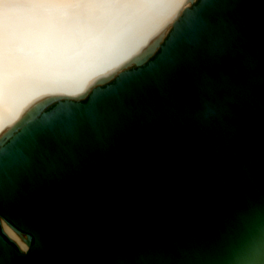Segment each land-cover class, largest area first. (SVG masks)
Wrapping results in <instances>:
<instances>
[{"label":"water","instance_id":"95a60500","mask_svg":"<svg viewBox=\"0 0 264 264\" xmlns=\"http://www.w3.org/2000/svg\"><path fill=\"white\" fill-rule=\"evenodd\" d=\"M5 154L0 215L30 245L0 264H264V0H196L147 62L54 101Z\"/></svg>","mask_w":264,"mask_h":264},{"label":"bare ground","instance_id":"6f19581e","mask_svg":"<svg viewBox=\"0 0 264 264\" xmlns=\"http://www.w3.org/2000/svg\"><path fill=\"white\" fill-rule=\"evenodd\" d=\"M195 1L0 0V150L54 101L84 99L94 86L147 62ZM49 136L36 146L51 147ZM8 157L0 170L16 159Z\"/></svg>","mask_w":264,"mask_h":264},{"label":"clouds","instance_id":"9594fccd","mask_svg":"<svg viewBox=\"0 0 264 264\" xmlns=\"http://www.w3.org/2000/svg\"><path fill=\"white\" fill-rule=\"evenodd\" d=\"M219 89V85L216 86ZM203 107L205 110V115H212L217 117L218 119L222 120L223 115L228 111L227 108V98H220L213 96L210 100H204L203 101ZM14 228V230L17 232V236L20 237L23 240V243H20V249L19 251L22 254H26L29 251V244L30 240L29 237L23 232L20 231L19 228H17L14 225H10ZM262 243H264V240H262ZM144 257H128L125 258L119 253L113 252L111 255H105L98 260L94 262V264H136L137 260H143ZM228 264H247L246 261L241 259H232L228 262Z\"/></svg>","mask_w":264,"mask_h":264},{"label":"snow or ice","instance_id":"6c2138e0","mask_svg":"<svg viewBox=\"0 0 264 264\" xmlns=\"http://www.w3.org/2000/svg\"><path fill=\"white\" fill-rule=\"evenodd\" d=\"M17 237V232L14 228L10 226L3 216H0V250L12 246L14 251H19L21 245L17 241ZM259 255H264V248H258L253 253V257Z\"/></svg>","mask_w":264,"mask_h":264},{"label":"rangeland","instance_id":"374dc122","mask_svg":"<svg viewBox=\"0 0 264 264\" xmlns=\"http://www.w3.org/2000/svg\"><path fill=\"white\" fill-rule=\"evenodd\" d=\"M181 14H182V13H181ZM181 14H180L179 16H181ZM170 29H171V28H170ZM167 34H168V33H166L165 37L167 36ZM158 49H159V48H158ZM158 49H157V50H158ZM156 52H157V51H156ZM156 52H155V53H156ZM132 67H134V66H132ZM130 68H131V67H130Z\"/></svg>","mask_w":264,"mask_h":264}]
</instances>
